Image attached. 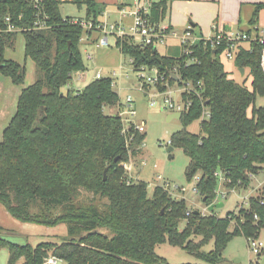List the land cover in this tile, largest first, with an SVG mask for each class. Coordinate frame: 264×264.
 <instances>
[{"label": "trees", "instance_id": "1", "mask_svg": "<svg viewBox=\"0 0 264 264\" xmlns=\"http://www.w3.org/2000/svg\"><path fill=\"white\" fill-rule=\"evenodd\" d=\"M64 2L86 6L85 18L98 22L96 0H0V72L14 84L24 83L25 66L5 57L20 33L25 57L39 72L32 84L22 88L0 141V203L22 222L65 223L68 228L62 242L32 247L8 240L0 227V250L8 249V264H43L51 255L64 264H169L155 249L165 242L206 264H220L233 236L259 238L264 229V185L258 196L250 198L248 208L219 217L215 211L191 212L184 199L176 200L161 185L149 197L148 182L129 175L123 164L138 154L145 132L132 127L125 135L122 117L107 113L120 104L111 77L92 79L81 89L71 86L73 74L87 70L81 50L87 31L72 24L71 16L62 15ZM167 7L168 0H156L151 20L164 19ZM263 8L264 2L255 4L249 35L258 31ZM38 17L45 18V28L35 27ZM246 43L239 46L234 64L252 76L251 89L226 71L225 42L213 46L201 39L189 54L180 43L178 51L169 54L130 35L115 38L121 53L133 59L134 68L157 67L168 85L187 81L195 87L182 93L190 105L180 118L183 129L172 134L169 146L180 147L189 156L186 176L188 180L199 176L196 187L207 206L217 197L218 172L226 187L234 189L247 186L251 175L264 168V105H255L257 96H264V43ZM189 59L195 61L186 64ZM168 85L160 86L161 91ZM205 111L209 117L201 122V134L188 131L187 126ZM82 191L107 202L82 201ZM211 240L214 249L205 251Z\"/></svg>", "mask_w": 264, "mask_h": 264}, {"label": "rangeland", "instance_id": "2", "mask_svg": "<svg viewBox=\"0 0 264 264\" xmlns=\"http://www.w3.org/2000/svg\"><path fill=\"white\" fill-rule=\"evenodd\" d=\"M61 13L63 16H85L86 10L84 7L79 8L73 2H64L61 5ZM123 24L128 28L131 23ZM92 36L95 42L81 44L83 61L87 67L84 72L87 79L80 82L78 76L74 74L72 84L74 88L76 87L75 89L83 88L99 70L104 75L109 74L114 69L122 72V76H117V85L114 89L120 96V103L124 102L126 97L130 95L134 100L136 111L135 116L131 117L126 114L125 117L130 118L136 124L144 123L145 127L143 145L138 148L143 147L137 155H132L129 161L123 164L125 169L133 179L148 182L149 197L152 196L155 187L161 185L176 200L184 199L191 212L199 210L203 214H208L210 211L202 201V196L199 192L193 191L198 180H188L186 176V170L190 162L189 156L185 154L182 148L175 147L171 153L172 157L169 158L167 151L169 145L167 146V144L173 133L183 129V124L178 118L168 120V115L172 111L164 103V93L154 97L156 100L155 105L150 104L151 94L161 91L160 86L162 84L145 85L144 90L140 89L138 73L129 63V57L121 53L116 46L115 38L110 37V46H100L98 44L99 34L94 31ZM136 41L138 40L136 39ZM24 48V36L20 33L14 46L7 47L5 52L7 59H13L25 66L26 78L23 84H14L10 77L0 72V141L3 139L4 129L16 112L17 101L22 88L32 84L39 74L35 62L31 58L25 57ZM158 49L163 53L161 45ZM174 51L176 52L178 49L175 48ZM88 54L92 55L91 59L87 58ZM222 61L226 71L229 72L232 78L239 83L245 82L247 87L252 88V76L246 74V72V75H241L234 61L228 60L225 56L222 57ZM169 87L173 91L172 97L181 101L183 86L171 84L167 88ZM66 90L67 88L64 87L63 92H66ZM255 105H264V96L258 95ZM107 113L115 114L116 108L107 110ZM249 114L251 115V110ZM207 118L208 116L204 112L202 117L187 126V130L195 134H201V122ZM217 176L219 183L216 188L215 203H224V206L215 209V214L219 217H225L230 211L239 212L242 208H248L250 198L258 196L264 185V168L257 174L251 175L247 186H237L234 189L226 187V180L221 172H218ZM197 177L199 178L198 175ZM183 187L185 188L184 192L181 190ZM79 199L82 201L95 199L101 205H103V202H107L106 198H97L85 191L80 193ZM185 224L186 222L183 220L180 224L181 228H184ZM0 227L3 229L2 234L8 240L19 244L29 243L32 247L45 241L60 243L67 236L68 230L65 223L46 225L22 222L13 217L1 203ZM259 238L264 242V229L261 230ZM155 249L156 253L164 257L169 264H206L204 260L197 258L187 250L167 242L158 244ZM203 249L205 251L214 249V240L206 244ZM8 260L9 251L7 248H2L0 250V264H8ZM220 264H264V248L261 255L254 254L250 250L248 238L244 235H235L227 243L223 252V261Z\"/></svg>", "mask_w": 264, "mask_h": 264}, {"label": "built area", "instance_id": "3", "mask_svg": "<svg viewBox=\"0 0 264 264\" xmlns=\"http://www.w3.org/2000/svg\"><path fill=\"white\" fill-rule=\"evenodd\" d=\"M154 0H132L131 3V11L130 15L132 16V23L131 25L126 28L123 26L120 22L116 23H108V22H95L93 19H86V18H78V17H72L69 19V21L72 24L80 25L84 30L87 31V33L82 38L85 39L86 37H89V33L91 31H98L100 32V36L98 37V44L100 46H110V37L113 36L114 38L118 36H124V35H130L135 37L139 43L142 45H156L157 47L160 45H164L168 38L175 37L179 40V42L184 46L183 52L185 54H189L192 52L191 46L196 44L199 40H204L205 42H210L213 46L218 45L221 42L226 43V49L224 51V56L231 61H234L239 46L244 42H251L256 41L260 43H264V31L258 29L256 33L253 35H249L247 32H239L236 34H228L224 31H217L213 36L211 37H203L198 36L196 33H194L193 29L191 27H188L182 32L175 31L173 28H171L169 25L163 23V19L160 22L152 21L151 20V10ZM124 11V10H123ZM6 21H9V18H6ZM35 27L36 28H45V18L42 19L40 17L37 18L35 21ZM216 28V26H213ZM10 30L13 28L10 26ZM88 59L92 58L91 54L87 55ZM194 59H189L186 64H190L194 62ZM129 63L133 66V59L129 58ZM261 67L264 70V47L261 54ZM135 71L138 73V79H139V85L140 89L144 90L145 85H157V84H165L168 85L167 79L165 78V75L163 73H160L157 67H149L147 65H141L138 68H134ZM78 76V80L84 81L87 79V75L85 74V78L83 79L82 75L84 74L81 72L74 73ZM73 74V76H74ZM76 76V78H77ZM111 77L112 79V85L115 87L117 85V76H122V72H118L115 69L112 70L108 75H104L102 71H97V73L92 77V79L95 78H102V77ZM71 85V83L66 87ZM200 85V83H199ZM73 87V84L71 85ZM169 86V85H168ZM183 92H193L195 91V87L193 86L192 82H183ZM76 88V87H75ZM81 89V88H78ZM167 91H158V93L151 94V105L156 104L155 96L161 93H164V103L165 105L172 111H180L183 113L184 110L188 108L190 105L189 102L175 100L172 97L173 91L169 88H167ZM182 92V93H183ZM124 121V129L123 132L125 135H128L129 130L133 127L134 130L139 132H144L145 127L144 123L136 124L132 122V120L128 117H125L126 114L133 117L135 116V109H134V100L133 98L128 95L124 102L119 104L118 112H117ZM206 115L209 117V112L205 111ZM132 139V137H130ZM171 144V140H169L168 145ZM143 145V144H142ZM169 147V146H168ZM125 164V163H124ZM125 167V166H124ZM196 180H199L197 176H195ZM164 187V186H163ZM165 188V187H164ZM183 192L185 191V188L183 187L181 189ZM194 192H198L197 187L195 186L193 189ZM248 244L250 247V250L254 254H260L264 248V242L260 238L255 237H249L248 238ZM63 261L53 255L47 257L44 260L43 264H62Z\"/></svg>", "mask_w": 264, "mask_h": 264}, {"label": "crops", "instance_id": "4", "mask_svg": "<svg viewBox=\"0 0 264 264\" xmlns=\"http://www.w3.org/2000/svg\"><path fill=\"white\" fill-rule=\"evenodd\" d=\"M96 2L100 8V12L96 17L98 22H120L122 25H124L123 23H132V16L130 15L131 0H96ZM259 2H264V0H168L163 23L178 32L191 27L194 33L203 37H211L217 31H224L228 34L246 32L250 28V20L255 10V4ZM82 7L86 10V6L83 5ZM258 15L256 27L264 31V8L260 10ZM85 16L71 15V17L78 18H85ZM214 25L216 28L213 27ZM93 32L91 31L89 37L83 39L81 44L95 42L92 36ZM96 32L100 36V32ZM179 44L177 38H168L166 43L161 45L163 53L175 54L177 51L175 52L174 49H179ZM115 108L117 113L118 107Z\"/></svg>", "mask_w": 264, "mask_h": 264}, {"label": "water", "instance_id": "5", "mask_svg": "<svg viewBox=\"0 0 264 264\" xmlns=\"http://www.w3.org/2000/svg\"><path fill=\"white\" fill-rule=\"evenodd\" d=\"M239 72L241 73V75H245V69L244 68H239ZM82 77H83V79L85 78V73L82 75ZM174 77H175L176 80H178V76L176 74L174 75ZM181 116H182V112L175 111V112H172V113H170L168 115V120H170L172 118H178V119H180ZM173 150H174V148L172 146H169L167 148V151L169 153V158L172 157L171 153H172ZM107 170H108V167L105 168V171H104V179H106V177H107ZM222 206H224V203L223 202L213 203L210 206H208V211L213 212V211H215L216 208H219V207H222ZM5 238H7V237L5 236Z\"/></svg>", "mask_w": 264, "mask_h": 264}]
</instances>
